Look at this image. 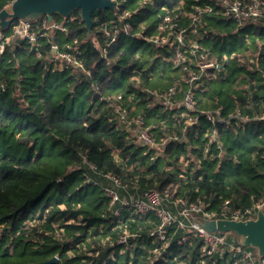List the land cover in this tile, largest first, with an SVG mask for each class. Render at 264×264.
Instances as JSON below:
<instances>
[{"label":"trees","instance_id":"trees-1","mask_svg":"<svg viewBox=\"0 0 264 264\" xmlns=\"http://www.w3.org/2000/svg\"><path fill=\"white\" fill-rule=\"evenodd\" d=\"M179 1L166 2L174 6ZM183 1L189 10L192 0ZM10 2L0 0V9ZM127 6L135 10L133 33L145 25L146 34L157 32L154 24L159 17L153 11L136 9L131 1ZM110 11H94L93 37H88L80 12L74 11L71 15L76 20L68 24L69 33H61L56 40L59 45L74 38L85 43L84 62L90 70L87 79L83 72L77 75L73 70H45L39 58L28 50L7 47L0 54V82L6 85L0 91V264H45L54 255L59 262L51 264H124L128 260L129 254L119 253L117 245L112 260L106 259L112 246L70 244L85 236L89 227L97 228L109 221L102 215L106 201L103 189L84 182L83 165L80 170H72L84 159L101 171L111 170L122 178L137 177L142 186L168 189L175 196L196 199L213 195V205L235 194L246 200L250 194L264 193L262 123L238 131L221 130L228 156L236 160L227 158L218 163L205 158L200 168L184 179L177 163L188 150L203 157L205 121L191 135V145L171 143L165 156L154 163L144 154L143 145L130 142L129 133L109 121L105 97L119 93L128 97L132 91H138L133 83H128L133 70L148 65L156 54L141 37L121 36L103 58L104 41L99 26L111 18ZM53 17L63 18L58 14ZM228 21L212 15L202 18L200 29L211 28L219 33L215 40L204 41L214 53H236L225 63V77L211 81L202 94L205 105H223L226 110L241 107L245 113L263 111L264 28L250 31L249 27L237 28ZM45 46L46 52L51 51L47 42ZM161 59L159 56L156 60L152 79L145 76V85L165 90L180 74L169 71L164 63L163 71L158 70ZM129 106L132 113L146 114V122L156 125L157 136L164 125L168 130L174 127L162 106L149 107L147 102L135 100L129 101ZM113 150L120 151L123 163L116 161ZM147 172L150 176H146ZM199 247L200 244H173L171 249L175 253H164V264H181L185 260L188 264H212L211 258L198 252ZM98 249L97 256L91 255ZM219 264L230 262L225 258Z\"/></svg>","mask_w":264,"mask_h":264},{"label":"built area","instance_id":"built-area-1","mask_svg":"<svg viewBox=\"0 0 264 264\" xmlns=\"http://www.w3.org/2000/svg\"><path fill=\"white\" fill-rule=\"evenodd\" d=\"M112 1L116 8L110 9L111 18L99 26L104 41L101 56L106 58L109 47L117 43L121 36H139L157 54L172 62L181 75L167 89L159 90L145 85V80L152 79L153 69L135 68L129 80L138 91H132L128 97L122 93L105 97L109 121L128 132L130 142L143 145L144 154L149 156L152 163L165 156L166 148L171 143L185 147L191 145V135L205 121L207 125L201 140L203 157L188 150L180 155L177 163L182 169L180 177L184 179L195 173L205 158L218 163L227 158L235 161L234 156H228L221 130L238 131L257 122L264 124V110L245 113L241 107L226 110L223 105H204L206 100L200 98L201 95L209 89L211 81L225 77V63L236 53L215 54L204 41L215 39L218 31L211 28L202 30L200 26L204 16L212 15L231 20L237 28L249 27L250 31L264 28V0H192L189 10L183 0L174 6L167 2L159 3L161 9L156 15L159 17L157 32L151 34L144 32L146 26L134 33L131 31L133 10L127 6L130 0ZM157 1L139 0L138 7L152 11ZM75 20L74 15L63 16L61 20L54 17L48 19L47 16L34 20L15 19L7 29L0 28V54L7 47L28 50L39 58L45 70H73L75 74L83 72L89 77L90 70L86 69L84 62L85 43L78 38L63 45L56 41L61 33H69L68 24ZM46 42L51 46V51L46 52ZM95 45L100 48L99 43ZM5 89V82H0V91ZM132 100L162 106L171 116L173 129H166L164 122H161L165 129L157 136L154 131L156 125L146 122V114L131 112L129 101ZM262 104L264 106V101ZM247 107L253 109L252 106ZM112 155L117 162L123 163L119 150H113ZM82 165L85 168L84 182L101 187L105 193L102 215L109 221L97 228L89 227L85 236L70 244L77 247L92 244L91 248H94L93 244L112 246L106 254V259L112 260L115 259L117 245L119 253L129 254L124 264H164L166 258L163 254L175 253L171 249L173 244H200L198 252L211 258L212 264H219L225 258L230 264H264V257H260L257 248L243 246L235 233L210 232L195 221V217L201 221L254 218L259 209L264 210V193L260 196L250 194L246 200L235 194L224 198L219 205H213V195L196 199L187 195L175 196L168 189L161 191L147 183L144 187L137 177L122 178L111 170L101 171L86 159L80 165L73 166L72 170H80ZM125 167L126 164L121 169ZM169 167L166 166L167 169ZM98 254L99 249L91 252L94 256ZM158 260L161 262L157 263Z\"/></svg>","mask_w":264,"mask_h":264},{"label":"water","instance_id":"water-1","mask_svg":"<svg viewBox=\"0 0 264 264\" xmlns=\"http://www.w3.org/2000/svg\"><path fill=\"white\" fill-rule=\"evenodd\" d=\"M116 6L112 0H12L9 7L0 9V28L7 29L15 19L34 20L43 16L52 19L58 14L64 17L71 15L74 11L80 12L81 20L85 23L88 37H93L95 10H112ZM202 228L207 231L228 232L238 235L243 246L257 248L260 257H264V210L259 209L254 218L230 219L212 218L199 220L195 217ZM59 257L54 255L45 264L58 263Z\"/></svg>","mask_w":264,"mask_h":264},{"label":"rangeland","instance_id":"rangeland-1","mask_svg":"<svg viewBox=\"0 0 264 264\" xmlns=\"http://www.w3.org/2000/svg\"><path fill=\"white\" fill-rule=\"evenodd\" d=\"M131 1V0H130ZM133 1H135V0H133ZM132 1V2H133ZM166 1H168V0H158L157 2H156V6L155 7H153L154 8V10H156L157 8H158V6H159V3H163V2H166ZM163 4H165V3H163ZM155 14L157 15L158 14V11H156L155 12ZM228 22H230V24H233V22L232 21H228ZM7 31V30H6ZM163 63L164 64H166V66H167V68H168V70L169 71H171L172 73L173 72H176L177 70L174 68V65L172 64V62H169L168 60H166L165 58L164 59H161V62H160V64L159 65H161V68L160 69H162L163 68ZM150 64L151 65H153L154 64V59H151L150 61H149V64L147 65V66H150ZM146 67V66H145ZM155 72H156V70H155ZM178 72V71H177ZM78 75V74H77ZM53 77H54V75H53ZM85 78L87 79L88 77L87 76H85ZM142 80V79H141ZM216 81V80H215ZM219 81V80H218ZM142 82H143V80H142ZM128 83H131V81L129 80L128 81ZM135 89H137V88H135ZM138 90V89H137ZM152 106H154V103H149V107H152ZM159 115V114H158ZM125 163H127V161H125ZM197 168H199V167H197ZM146 174V176H150V173H145ZM138 176V175H137ZM185 262H187L186 260L185 261H183L181 264H188V263H185ZM206 262V261H205ZM83 264H85V262H83Z\"/></svg>","mask_w":264,"mask_h":264},{"label":"crops","instance_id":"crops-1","mask_svg":"<svg viewBox=\"0 0 264 264\" xmlns=\"http://www.w3.org/2000/svg\"><path fill=\"white\" fill-rule=\"evenodd\" d=\"M132 1H133V0H131V2H132ZM129 2H130V1H129ZM132 3H133V5H136V9H140V8L138 7L139 0H135V1H133ZM159 6H160V9H161V4H160ZM128 7H129V6H128ZM129 8L132 9V7H129ZM160 9H159V10H160ZM132 10H133V9H132ZM159 10H158V8H157L156 10H154V9L152 10L155 16H156L155 12H156V11H159ZM134 12H135V10H133V13H134ZM226 20H227V19H226ZM230 21H231V20H230ZM233 23H234V22H233ZM156 24H157V23H156ZM156 24H154L155 29H156ZM234 24H235V23H234ZM145 26H146V25H145ZM143 27H144V26H143ZM146 27H147V26H146ZM218 35H219V34H218ZM218 35H217V36H218ZM216 38H217V37H216ZM216 38H215V39H216ZM215 39H213V40H215ZM211 41H212V40H211ZM205 44H206V43H205ZM152 48H153V47H152ZM153 49H154V48H153ZM154 51H155V50H154ZM155 52H156V51H155ZM221 54L223 55V54H228V53L223 52V53H221ZM159 55H160V54H157V52H156V54L154 55V57L151 58V59H154V64H153V65L150 64V66H147V65H146V67L151 68V69H153V71H154V66H155V64L157 63L156 60H157V58L159 57ZM139 56H141V55H139ZM160 56H161L163 59L165 58V57H163L162 55H160ZM151 59H150V60H151ZM165 59H166V58H165ZM172 64H173V63H172ZM160 68H161V66L159 67L158 70L163 71V68H162V69H160ZM175 69H176V70L179 72V74L181 75V71H180L179 69H177V68H175ZM200 98H205V97H204L203 95H201ZM263 101H264V100H263ZM204 105H205V104H204ZM205 106H211V105H205Z\"/></svg>","mask_w":264,"mask_h":264}]
</instances>
